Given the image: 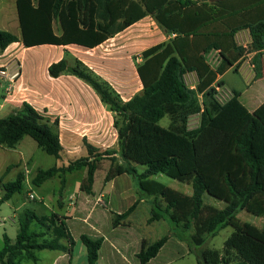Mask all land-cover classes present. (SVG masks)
Instances as JSON below:
<instances>
[{"label": "trees", "instance_id": "trees-1", "mask_svg": "<svg viewBox=\"0 0 264 264\" xmlns=\"http://www.w3.org/2000/svg\"><path fill=\"white\" fill-rule=\"evenodd\" d=\"M20 39L0 31V52L17 42L25 48L42 45H75L93 49L150 17L170 39L142 52L136 72L140 93L123 102L111 86L79 61L64 59L47 68L51 78L70 75L88 85L113 114L118 150L101 151L83 140L87 155L66 166L38 170L34 186L86 169V193H90L96 165L110 162L107 183L122 175L131 176L140 191L152 202V217L164 220L191 252L201 248L206 237H214L226 227L233 229L221 252L202 249L197 264H264V229L243 223L244 211L264 219V102L253 112L239 102L233 92L224 104L214 99L211 85L239 60L234 35L244 29L252 38V61L261 69L264 49V0H15ZM57 25L56 34L54 26ZM218 49L220 65L211 70L203 54ZM195 72L196 92L187 88L182 77ZM258 76V74H257ZM222 86V82H218ZM197 94H202L201 105ZM198 114V126L186 128L187 119ZM168 118V127L160 121ZM29 137L37 148L57 160L63 152L58 121L48 122L24 102L20 109L0 118V148L13 149ZM134 166L143 167L138 174ZM12 168L7 167L5 174ZM162 174L191 187V195L176 192L150 178ZM24 176L2 185L0 203L22 189ZM207 195L224 204L218 209L203 202ZM114 215L112 225L125 220L135 209ZM66 217L51 213L38 216L24 210L18 217L15 241L3 235L0 264H36L41 251L72 256L75 241ZM187 234V237L184 236ZM86 251V264H96L102 239L79 238ZM168 237L143 245L137 254L140 264L155 258Z\"/></svg>", "mask_w": 264, "mask_h": 264}, {"label": "crops", "instance_id": "crops-1", "mask_svg": "<svg viewBox=\"0 0 264 264\" xmlns=\"http://www.w3.org/2000/svg\"><path fill=\"white\" fill-rule=\"evenodd\" d=\"M13 3L15 5V0ZM0 15L5 20L9 18L10 12H4L3 9ZM11 16L13 17L12 14ZM151 27L153 28L151 29ZM54 32L59 33L55 26ZM16 37L20 39V36ZM168 37L152 18L145 17L93 49L75 45L65 47L42 45L25 48L21 42L13 43L5 51L0 52V67L16 63L20 68V76L8 93L6 91L9 83L1 81L6 86L0 104V118L7 117L13 110L20 109L21 105L26 102L45 118L49 126L54 120H57L59 141L63 148L59 166H66L69 160L73 161L87 155L83 140L101 151H117V134L113 126V114L100 102L94 91L81 80L70 75L64 74L58 78H51L47 68L62 59L66 60L69 65H72L74 61H79L108 83L121 100L126 102L140 93L142 89L136 72L142 59H135V57L153 46L167 43ZM30 49L36 51L34 59L26 57V53ZM207 65L209 66L208 63ZM234 67L235 65L232 69ZM209 68L213 71L216 70L210 66ZM232 69L223 75H216L211 87L222 82L223 89L229 92L230 97L233 92L238 93L239 102L251 113L264 102V79L256 81L253 86L249 87L248 85L246 87H242V85L227 86L224 78ZM197 96H202V94H197ZM25 139L23 138L11 150L21 147L20 145L24 143ZM20 156V163L14 167L18 168L21 165L24 158L23 153ZM62 157H65L66 160H63ZM101 162L109 163L106 175L110 168V162L103 160L99 163ZM99 163L96 165L94 181L88 194L91 200L84 201V206L88 208V211L83 220L90 229L83 231L85 236L103 240L97 262L102 260L103 252L107 264H140L137 254L142 246L152 245L161 239H153L157 223H163L167 227L168 230L163 237H168V240L157 256L146 264L154 263L162 255H165V252L171 262L181 254L187 253V245L175 236L174 230H171L168 223L162 219H153L151 204L154 197H148L147 200L135 197L137 196L133 187L135 180L131 176L122 175L107 183L104 182V176L99 191L95 190V174ZM136 171L138 174L143 172V170L138 172L137 168ZM181 194L190 196L191 191ZM134 203H136V207L132 213L118 225L113 226V216L122 214ZM142 205H144L143 218L136 225L133 218ZM57 207L61 208V205ZM52 213L56 212L52 211ZM56 214L66 217L63 213ZM67 221L68 219H66V225ZM69 232L75 239L72 231L69 230ZM84 234L80 233L78 238ZM61 254L62 257L53 261L54 264H59L64 257L73 258V253L71 257L65 253Z\"/></svg>", "mask_w": 264, "mask_h": 264}, {"label": "rangeland", "instance_id": "rangeland-1", "mask_svg": "<svg viewBox=\"0 0 264 264\" xmlns=\"http://www.w3.org/2000/svg\"><path fill=\"white\" fill-rule=\"evenodd\" d=\"M0 8V13L3 9L4 12H10L9 18L5 20L2 19L0 15V31H6L15 36H20L17 14L13 0H0ZM56 28L57 25L55 24V29ZM152 28L153 27H151V29ZM234 47L240 57L237 63H235V67L233 69L231 68L232 71H229L225 75L224 80L227 86L231 85L234 87V85H242V87H246L248 85L249 87L253 86L256 81L264 79V51L261 52L260 57L261 69L255 71L253 68L255 62L252 61L253 53H251L252 38L248 29L241 30L234 35ZM35 52V50H28L26 57L28 59H34L36 57ZM203 58L213 69H217L220 65L218 49L214 46L204 52ZM135 59H141L140 54L137 55ZM198 83L199 81L193 83L195 87L193 92H196ZM5 86L6 84L0 81V104L2 103V96ZM202 101V96H197V102L199 105H201ZM198 122V114L192 115L187 119L186 128L188 130H193L198 126ZM160 125L162 127H168V118L162 119L160 121ZM25 138L26 139L24 143H22L20 145L21 147H18L16 150L0 148V199L4 193L2 189L3 184L14 181L19 172L24 176L21 191L13 195L7 202L0 203V249L3 246L4 234L9 238L11 243L15 241L16 235L19 231L17 217L24 210L34 211L38 216H47L53 211L66 215V218L68 219L67 227L72 231L73 235L75 236L74 240L77 243L73 250V258L69 259L68 257H64L60 260L59 264H86L85 248L78 238L80 233L84 234V230H90L88 225L83 222L88 211V208L84 206V201L91 200V197H89L88 193L85 191L87 186L86 169H81L71 174H66L64 176V184H62L61 179L55 177L54 179L49 180L40 186H34L31 181L35 177L38 170H46L55 165L59 166L61 164L60 160H57L52 156H48L38 149L32 139L29 137ZM21 153L24 155L21 165L18 166V168L14 167V165L20 163ZM62 159L66 160L65 157H62ZM70 161L71 160H69L68 163ZM108 164V162H101L97 166V172L95 174L96 191H99V188L102 185ZM9 166H12V168L5 174V171ZM136 168L138 172L143 170V167L137 166ZM152 180L176 192L190 193L191 191L190 186L179 183L178 181L170 179L162 174L156 175L154 178H152ZM133 187L135 189V193L137 194V196H135L136 198L142 197L146 198V200L148 199V196L139 190L136 181ZM29 195H32L33 198L29 199ZM203 202L206 205H210L218 209H223L224 207L222 202L217 201L207 195L203 197ZM58 205H61V208H58ZM143 206L144 205H142V207L137 211L136 216L133 218V222L136 225H138L139 221H141L143 218ZM237 218L243 223H249L258 228L264 229L263 218L253 217L244 211L238 213ZM154 230H156V233L153 234V239L156 240L165 236L166 230L168 229L165 225H163V223H157ZM232 231L233 229L231 227H226L221 229L216 236L206 237L203 246L201 248L194 247L193 252H191L189 245L185 243L188 247L187 253L181 254L171 262L168 256H166L167 253L165 252V255H162L159 259H157V261L151 264H197L196 255L199 253V251L202 249H210L221 252L225 240L232 233ZM184 236L187 237V234H184ZM103 255L104 254L102 252V260L96 264H107ZM37 257L38 263L36 264H54L53 261L59 257H62V254L59 252L41 251L37 253ZM20 264L34 263L21 261Z\"/></svg>", "mask_w": 264, "mask_h": 264}, {"label": "built area", "instance_id": "built-area-1", "mask_svg": "<svg viewBox=\"0 0 264 264\" xmlns=\"http://www.w3.org/2000/svg\"><path fill=\"white\" fill-rule=\"evenodd\" d=\"M168 39H170V37H168ZM19 76L20 68L18 64H10L9 66L0 67V81H6L9 83V87H7L6 91L7 93L12 89ZM182 80L184 85L190 90H195L193 83L199 81L195 72L185 73L182 77ZM212 89L214 90V99L219 104H224L229 98H231L229 92H227L222 86H219L218 84H215ZM28 198L32 199L33 197L32 195H29Z\"/></svg>", "mask_w": 264, "mask_h": 264}]
</instances>
